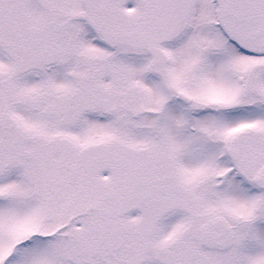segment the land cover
<instances>
[{"label": "snow or ice", "instance_id": "snow-or-ice-1", "mask_svg": "<svg viewBox=\"0 0 264 264\" xmlns=\"http://www.w3.org/2000/svg\"><path fill=\"white\" fill-rule=\"evenodd\" d=\"M0 264H264V0H0Z\"/></svg>", "mask_w": 264, "mask_h": 264}]
</instances>
